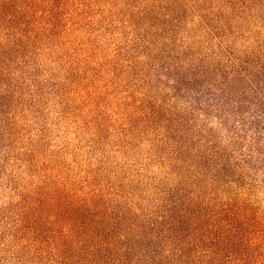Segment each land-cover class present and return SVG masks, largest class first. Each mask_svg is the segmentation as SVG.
<instances>
[{
  "label": "trees",
  "instance_id": "obj_1",
  "mask_svg": "<svg viewBox=\"0 0 264 264\" xmlns=\"http://www.w3.org/2000/svg\"><path fill=\"white\" fill-rule=\"evenodd\" d=\"M262 9L264 0H0V263L264 264V229L251 233L245 207L216 192L239 182L242 164L264 182ZM116 30L125 38L108 53L101 33ZM112 70L139 77L128 105L180 178L160 182L144 224L118 203L107 159L94 157L102 133L124 143L132 133L129 114L115 127L122 102L111 112L97 104L101 88L117 89L116 78L96 86ZM44 110L54 127L69 120L79 141L93 136L78 179L25 134L29 111L53 132ZM211 119L227 126L229 146L204 130Z\"/></svg>",
  "mask_w": 264,
  "mask_h": 264
},
{
  "label": "rangeland",
  "instance_id": "obj_2",
  "mask_svg": "<svg viewBox=\"0 0 264 264\" xmlns=\"http://www.w3.org/2000/svg\"><path fill=\"white\" fill-rule=\"evenodd\" d=\"M124 8L125 7H118L116 11L117 15H121ZM262 12L264 14V9H262ZM118 19L122 21V19ZM113 32L114 39H109L107 35H110V33L104 31L101 33L102 35L100 37V39L105 38L104 49L108 53H113L115 51V41H117V39L121 41L125 38L120 30ZM244 44L245 41L239 40L237 45L239 48H242ZM262 46L264 47V44H262ZM136 53L137 50L134 51L132 49V54L136 55ZM140 59L144 61V54ZM118 73L117 70L108 71L102 77L101 81L103 82L97 81L96 86H100V83L103 85L106 80H112L114 78H116L117 81V89L115 92H109L108 89L101 88L99 92V103L97 104L103 106L102 112H111L113 109H117L119 103L122 102L121 108L116 116L117 121H115V127L121 125L118 119L121 118V116L123 117L124 113L129 114V116H132L134 119L129 125L132 133L124 140L126 143L121 142L119 135H113L109 138V135L102 133L100 135V140H103L104 143L101 148H104L105 152H96L94 157H100V159H103L101 157H105L107 159L105 167L108 169L109 177H112L113 179H111V181H114L115 185L122 190L119 192V196H123V198H119L118 203L121 205L127 204L128 208L139 216L137 222L144 224V218H142L144 217V203L146 208L150 207L151 200L159 196L160 191L163 189V187L160 186V182L165 181L173 183L175 179L177 183L180 178L175 173H172V168L169 167L165 160V163L161 161V156H166V154L159 151L160 147H158L157 143L154 144L153 140L155 135L153 130L150 129L148 133L144 134V116H138V110L128 105L133 102V98L128 99L130 93L127 90H129L132 85H135L137 82L136 79L139 77L128 78V76H123L117 78L116 76ZM135 89L138 88L136 87ZM159 91V88H157L151 95L155 98V95H157L155 92L159 93ZM131 95L133 94L131 93ZM138 95L141 94L139 91H136L135 96ZM25 119V121H29V125H32L31 129L25 131L26 136L30 134L34 139H39V143L44 145L42 147L44 153L46 152L48 158L52 160L53 167L56 171L61 170L60 173L63 172L65 175L70 173L72 174V179H78V174L88 169L90 159L86 151L89 149V145H85H87L86 139L89 140L93 137L89 132H87V138L81 142L74 133L75 130L73 125L70 124L69 126V120H62L60 122L61 126L54 127L55 120L52 111L48 112L44 110L40 118L41 120L47 121V130L54 129L51 134L46 130L40 132L39 127L35 125L33 120L35 119L34 111H29ZM141 127H143V131H140ZM204 127L207 133L211 132L213 134V131H215L214 135L210 138L220 142L223 141V143L220 144L221 148L229 146L230 138L228 136L229 132L226 130L227 126L220 125L217 120L211 119L210 123ZM133 133L135 135H133ZM134 137L136 138L133 139ZM66 143H71V145L67 146ZM47 150H52L54 152L50 153L47 152ZM1 152H3V150H1ZM194 153L195 152H191V155ZM98 161L99 160H97L95 164L90 165H95L94 168L97 169L100 164ZM247 166L246 164L240 166V170L242 169L244 172L239 182H236V180L224 184L221 182L216 192L226 200L230 196L238 199L239 203L245 207L243 208L245 216L250 218L248 229L251 233H254L256 229H264V182H261L263 179V171L261 170L253 173ZM165 172L168 173V175H166ZM2 196L3 185H0V200ZM142 247L144 248V242L142 243Z\"/></svg>",
  "mask_w": 264,
  "mask_h": 264
}]
</instances>
